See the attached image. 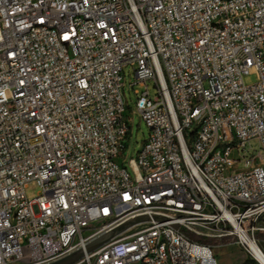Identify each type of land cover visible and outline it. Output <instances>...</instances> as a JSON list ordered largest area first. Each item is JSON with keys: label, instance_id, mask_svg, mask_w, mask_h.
I'll list each match as a JSON object with an SVG mask.
<instances>
[{"label": "built area", "instance_id": "2783aa9c", "mask_svg": "<svg viewBox=\"0 0 264 264\" xmlns=\"http://www.w3.org/2000/svg\"><path fill=\"white\" fill-rule=\"evenodd\" d=\"M261 232L264 0H0V264H264Z\"/></svg>", "mask_w": 264, "mask_h": 264}, {"label": "rangeland", "instance_id": "374dc122", "mask_svg": "<svg viewBox=\"0 0 264 264\" xmlns=\"http://www.w3.org/2000/svg\"><path fill=\"white\" fill-rule=\"evenodd\" d=\"M134 80L135 77L131 66L126 65L123 68V93L126 98L125 115L129 117L131 125L128 136V146L125 152L126 161L129 158L136 156L137 151L142 146L143 140H145L148 136V128L146 124L143 120L139 118V115L134 111V100L136 96L134 94L133 89H138L139 91H142L144 90V86L139 85L138 83L131 85ZM255 80L256 75L253 72L243 76V81L246 84H251L255 82ZM147 88L151 96L156 93V88L154 87L153 82L151 80L147 82ZM258 151V141L254 138L246 143L244 155L248 157L253 156L256 155ZM124 164L127 165V162H124ZM37 191L38 187L34 185H30L26 189L27 196L29 197L35 196ZM262 233L264 232H261V234ZM258 240L260 248L262 249V251H264V238L258 236ZM221 241L224 243V245L214 248V253L218 264H241L245 259V255L242 249L236 244L227 243L228 241H230L229 238H224ZM208 242L213 244L218 242V240H208Z\"/></svg>", "mask_w": 264, "mask_h": 264}, {"label": "water", "instance_id": "95a60500", "mask_svg": "<svg viewBox=\"0 0 264 264\" xmlns=\"http://www.w3.org/2000/svg\"><path fill=\"white\" fill-rule=\"evenodd\" d=\"M115 231H110L107 233H104L100 236H98L97 238L93 239L90 243L87 244L86 249L87 250H92L95 247L101 245L102 243L106 242L110 237H112L114 235ZM82 254L81 250H76L74 252H72L71 254L48 264H69L72 261L76 260L77 258H79Z\"/></svg>", "mask_w": 264, "mask_h": 264}, {"label": "trees", "instance_id": "16d2710c", "mask_svg": "<svg viewBox=\"0 0 264 264\" xmlns=\"http://www.w3.org/2000/svg\"><path fill=\"white\" fill-rule=\"evenodd\" d=\"M258 236L261 237V238H264V233H258Z\"/></svg>", "mask_w": 264, "mask_h": 264}]
</instances>
